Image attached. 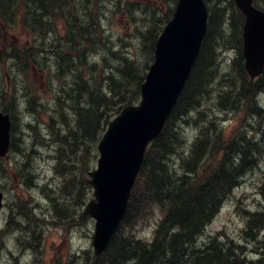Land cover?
<instances>
[{"label":"trees","instance_id":"1","mask_svg":"<svg viewBox=\"0 0 264 264\" xmlns=\"http://www.w3.org/2000/svg\"><path fill=\"white\" fill-rule=\"evenodd\" d=\"M73 1L0 0V26L12 29L19 22L31 34L37 31L36 37L43 43L55 42L45 43L41 48L37 46L39 41L24 48L5 44L0 49V64L6 60L14 69L19 65L28 79L40 65L41 69L49 65L59 84L51 110L27 85L23 88L25 104L18 98L22 93L18 89L20 86H14L9 94L5 89L0 90V109L10 113L13 121L11 152L20 150V138L24 141L31 136L25 129L38 138L43 137L42 128L51 132L49 142L53 145L49 158L60 180L53 191L62 200L61 208L56 205L53 212L50 211L51 221L66 230L84 227L89 221L81 210L89 200L91 188L87 175L97 159L99 138L121 108L138 101L139 87L153 60V43L170 18L176 0L126 2L125 11L131 7L135 9L131 19L136 25L132 32L138 41L139 56L145 53L149 59V63L142 66L133 55L113 53L114 46L104 35L100 22L107 0ZM205 1L209 7V22L199 56L165 127L146 149L144 164L120 227L100 256L83 251L78 256H69L66 264H264V235H260L264 230V177L257 186L260 210L249 212L241 200H236L249 242L238 244L228 240L225 243L217 237H208L203 243L199 241L205 228L230 199L231 192L244 184L243 178L264 159L261 122L264 111L259 109L256 98L264 89V76L250 83L245 74L241 52L244 17L232 0ZM256 3L264 10V0ZM58 21L65 25L62 41L54 33L57 28L54 24ZM59 41L60 49L56 44ZM223 51L234 53V57L221 73L219 56ZM40 56L43 58L39 59ZM95 56L101 59L100 63H89ZM63 62L69 63L66 74L60 71ZM34 88L37 87L34 85ZM212 98L214 101L207 103ZM18 104L26 108L28 115L22 120L27 123L17 120L15 107ZM210 105L213 108L210 109ZM238 112L242 115H238L237 129L223 128L222 121L230 120L231 115ZM55 114L59 115L60 122ZM245 119L248 129H244ZM17 125L29 133L27 139L20 130L17 132ZM186 129L193 131L192 142L188 145ZM5 169L0 162V173L6 172ZM16 172L24 175L23 169H16ZM18 209L24 207L19 205ZM18 209L16 214L22 221L13 222V227L19 230V236H26L33 242L30 249L38 250L37 231L39 222L44 221L29 211L23 213ZM150 218L157 224L147 239L141 237L136 228L148 225ZM128 229L136 239L129 236Z\"/></svg>","mask_w":264,"mask_h":264},{"label":"water","instance_id":"2","mask_svg":"<svg viewBox=\"0 0 264 264\" xmlns=\"http://www.w3.org/2000/svg\"><path fill=\"white\" fill-rule=\"evenodd\" d=\"M234 1L245 17L242 52L246 73L254 79L264 68V13L253 8L251 0ZM207 15L203 0H177L171 21L155 42L139 105L124 108L100 139L97 167L89 173L93 198L84 209L95 222V255L104 252L124 217L146 146L162 130L189 79L207 32ZM9 126L8 115L0 112V157L9 146Z\"/></svg>","mask_w":264,"mask_h":264},{"label":"rangeland","instance_id":"3","mask_svg":"<svg viewBox=\"0 0 264 264\" xmlns=\"http://www.w3.org/2000/svg\"><path fill=\"white\" fill-rule=\"evenodd\" d=\"M141 1L145 2V0H141ZM115 4H116V0L106 1V3L104 4L105 8L102 11L103 13H101L100 16L101 18L100 22L103 23V27L108 35L117 38L115 41H111L112 46L114 47L115 45L120 46L118 47L120 49L124 47V44L135 42L134 41L135 35L132 34V25H134V23L131 22V20L127 18L125 14L121 15L124 4L121 3V6L119 8H116ZM166 7L167 6H165V9ZM158 8L160 7L158 6ZM54 25H56L58 31L59 30L61 31L63 22L58 21ZM119 37H121L120 38L121 41L117 42ZM8 39L12 42V44L13 43L16 44V46L18 44L22 45L30 40L32 41V38L19 27L16 28L12 32V34L10 33ZM44 43H46V45H49L51 42L48 40ZM232 56H233L232 53H227L223 57V59L228 58L229 60L232 58ZM138 57L139 58L137 62L139 63V66L144 65L145 62L148 60V56L145 53ZM224 68L225 65L222 66L221 73L224 71ZM36 80L39 88L40 86L43 85L45 87L43 90H46L48 88V85L46 83L42 85V80L40 79L39 76H37ZM49 84H51V81H49ZM18 89L21 91L20 88ZM23 94L24 93L19 94V97L23 98L24 96ZM45 96H47L46 93ZM51 97L52 96L49 95L47 97V100L50 101L52 99ZM213 98L209 100L207 103H212L214 101ZM209 108L210 109L213 108V105H210ZM214 112L216 113L217 111L215 110ZM238 113L231 115L230 120L224 124L223 128H225L228 131L237 129L238 121H239L238 115H242L241 113L239 114ZM234 116H238V117H234ZM220 119L222 118H218V120ZM255 122H258V120H256ZM261 122L263 126L262 128H264V115L261 116ZM249 123L250 122L248 120V124ZM22 124H24L23 120H22ZM244 125L246 129H248L246 119L244 121ZM255 126L258 127L259 125L256 124ZM19 130L23 135H27V133L21 128V126L17 125V132H19ZM29 131L30 130H28V132ZM185 133L188 134L186 137V139L189 140V142L187 141V145H188V143L190 144L192 142L191 138L193 131L186 129ZM16 138H19L18 134ZM31 138H29L28 140H24V142L25 141L26 142L23 146V151L27 153L30 149H33V152H30L28 163L26 162V164H24L23 167L25 173L31 174L29 161L33 160L32 158H35V160L33 161L34 164L32 163V165L35 167V170L37 172L36 177L38 178V180L34 186L36 188L29 189L28 186L23 184L21 176L19 178L15 176L14 173L11 172L13 169L11 168L10 165L15 164L17 166L19 162H22V160L26 158V156H22L20 154L19 155L12 154V153L7 154V157L5 160H3L2 165L4 167L8 166V168L11 171H9L7 175L0 174V191L4 193L5 196L4 203L7 206V208H5L3 211L0 212V226L6 223V219H8V215H9L8 214L9 208L13 205L12 202L15 201V198H18V202L19 200L29 201L31 203L30 207H33V209H35V213L39 211L37 214L40 218L44 217V219L48 221L51 220L49 213L50 205L49 202L45 199V194H43L44 191L40 190V187L43 184H46V187L49 185L53 187L54 184H58L59 181L53 172V166L51 165L52 160L49 158V156H46L45 153L42 154L40 153V151L37 150V146H36L38 144L37 140L39 139L40 141L41 138H38L36 135L31 136ZM34 143L37 144L35 145ZM33 145L35 148L33 147ZM42 151L44 150L42 149ZM263 177H264V159L263 161H261V163H259L258 167L254 168V170H252L247 176L243 178L244 184H242L240 187H238L237 189L231 192V197L226 202L227 203L226 206L223 209H221L219 214H217L216 218L210 224H208L205 233L203 234V236L200 237L199 241H201L202 243L206 242L208 240V236L211 235V236H216L217 238L223 240L225 243H227L228 240L231 241L233 240L238 244H244L247 243V241L249 242L250 239H248L244 234V230H245L244 217L242 216V214L237 212L238 206L236 205V200H241L242 206H244V208L247 211L254 212L260 210L261 207L259 206V201L261 200V197H259V194L257 192V186L261 184ZM149 220L150 221L148 222V225L146 226L139 225L136 228V232L141 237H149L150 234L152 233L151 230L153 229L156 223L155 220L152 218H150ZM90 230H91V224H88L86 228L71 232L69 230L68 233L66 234L64 233L62 236V231L60 228L54 227L51 224L47 226L44 225V234L42 235L43 239L41 246L42 249H40V253L42 251V254H39L37 256H35V252L29 248L31 244L33 245L32 241H29V239H27L25 236H23L25 237L24 239L17 240V238H15L16 234H9L5 239V243L7 244L8 250H11L10 245H16V247L19 250H15L14 252L15 256H14L12 254L9 255V252L6 249L4 250L0 249V264H25V263L28 264L37 260L41 264H55V262L57 261L66 260V257L68 256L69 252H78V251L80 252L85 250L91 251ZM19 241L22 243L21 247L20 245H18ZM40 257L43 261L40 260Z\"/></svg>","mask_w":264,"mask_h":264},{"label":"bare ground","instance_id":"4","mask_svg":"<svg viewBox=\"0 0 264 264\" xmlns=\"http://www.w3.org/2000/svg\"><path fill=\"white\" fill-rule=\"evenodd\" d=\"M75 1V0H74ZM73 1V2H74ZM77 2H78V0H76ZM80 2V1H79ZM29 3V2H28ZM41 3V2H40ZM84 4V3H83ZM88 4H90V3H88ZM31 5V4H30ZM36 5H37V3H36ZM67 5H69L68 3H67ZM76 5V4H75ZM80 6V5H79ZM78 6V7H79ZM90 6V5H89ZM12 7V6H11ZM35 7V6H34ZM69 7V6H68ZM82 8V7H81ZM80 8V9H81ZM90 8V7H89ZM32 9V8H31ZM83 10V9H82ZM81 10V11H82ZM85 11L87 10V8L86 9H84ZM77 11V10H76ZM82 13V12H81ZM83 14V13H82ZM81 15V14H80ZM68 16V15H67ZM78 16V15H77ZM82 16V15H81ZM80 16V17H81ZM85 33H83V35H84ZM89 35V34H88ZM87 36V35H86ZM92 36V35H91ZM94 38V37H93ZM82 40V39H81ZM83 42V41H82ZM84 43V42H83ZM81 44V43H80ZM93 46V45H92ZM9 49V48H8ZM25 60V59H24ZM64 63V62H63ZM68 62H65L63 65H61L60 66V71L62 70V72H64L65 74L67 73L66 71V68H67V66H68ZM73 65V64H72ZM14 66V65H13ZM12 66V67H13ZM54 66H56V65H54ZM57 67V66H56ZM56 67H54V68H56ZM14 68V67H13ZM89 68V67H88ZM56 70H58V69H56ZM56 70H54V71H56ZM70 70V69H69ZM72 70H73V68H72ZM72 70H70V71H72ZM86 70H87V68H86ZM84 71V70H83ZM74 72V71H73ZM87 73V72H86ZM54 74H55V72H54ZM69 74V73H68ZM74 75V74H73ZM73 75H72V77H73ZM68 76V75H67ZM70 76V75H69ZM68 76V77H69ZM77 76V75H76ZM54 77H55V75H54ZM71 77V78H72ZM64 79H65V77H63ZM68 79H70V78H68ZM67 79V80H68ZM56 80V79H55ZM75 80V79H74ZM73 80V81H74ZM77 80V79H76ZM61 81H63V80H61ZM69 81V80H68ZM64 82V81H63ZM73 85L74 84H71L70 86H72L73 87ZM67 86V85H66ZM69 86V85H68ZM67 86V87H68ZM85 87V86H84ZM223 87V86H222ZM128 88V87H127ZM217 88H218V86H217ZM221 88V87H220ZM79 89V88H78ZM84 89V88H83ZM222 89V88H221ZM58 90V89H57ZM130 91V90H129ZM243 93V92H242ZM258 94V93H257ZM256 94V95H257ZM60 95V94H59ZM72 95V94H71ZM223 95V94H222ZM80 96V95H79ZM52 98V97H51ZM75 98V97H74ZM129 98V97H128ZM20 99V98H19ZM256 99V98H255ZM55 102V101H54ZM68 103H69V101H68ZM57 104V103H56ZM55 105V104H54ZM116 105V104H115ZM66 107V106H65ZM65 107H64V109H65ZM56 109V108H55ZM75 110V109H74ZM73 111V110H72ZM72 111H69V112H72ZM237 111V110H236ZM51 112V111H50ZM66 112V111H65ZM51 113H53V112H51ZM220 113V112H219ZM254 113V112H253ZM65 114V113H64ZM72 114V113H71ZM221 114V113H220ZM250 114V113H249ZM252 114V113H251ZM33 115V114H32ZM67 115V114H66ZM218 115V114H217ZM54 116H56V118H57V122H60L61 121V119H60V117H59V115L58 114H55ZM36 117V116H35ZM31 118V117H30ZM36 119V118H35ZM35 121V120H34ZM71 121H72V119H71ZM42 123V122H41ZM72 123V122H71ZM59 124V123H58ZM60 126H61V124H59ZM41 126V125H40ZM245 126V125H244ZM38 127V126H37ZM45 127H46V125H45ZM56 127V126H55ZM68 127V126H67ZM41 128V127H40ZM40 128L38 129V130H40ZM69 128V127H68ZM67 128V129H68ZM244 128H246V127H244ZM23 129V128H22ZM43 129V128H42ZM41 129V131L43 132V137H41V140L39 141V139L37 140L38 142V144L36 145L35 143V145L37 146V150L38 151H40V153H42V154H46V156H52L51 155V152H50V150H52V145H53V142H49V141H51V136H50V133L51 132H49V131H46V129L44 130H42ZM56 129V128H55ZM249 131V130H248ZM256 131V130H255ZM255 131H253V132H255ZM26 132H28V131H26ZM29 132H31V131H29ZM61 132V131H60ZM244 132V131H243ZM245 132H247V131H245ZM260 132V131H259ZM63 133V132H62ZM252 133V132H251ZM247 135V134H246ZM256 135H259V134H256ZM27 136V135H26ZM248 136V135H247ZM254 136H255V133H254ZM260 136V135H259ZM60 137V136H59ZM24 138V137H23ZM26 139H27V137H25ZM29 138H31V137H29ZM34 138V137H33ZM32 139V138H31ZM28 140V139H27ZM79 140V139H78ZM26 142V141H25ZM48 142V143H47ZM29 144V143H28ZM58 145V144H57ZM63 146H66V145H63ZM33 147H34V145H33ZM30 148H31V146H30ZM35 148V147H34ZM42 149L44 150V151H42ZM20 151V150H19ZM19 151H17L16 152V154H18L19 155ZM29 152V151H28ZM57 153V152H56ZM21 154V153H20ZM22 154H24V152L22 153ZM21 154V155H22ZM30 155V154H29ZM21 157V156H20ZM24 158V157H23ZM37 158V157H36ZM250 158V157H249ZM15 159V158H14ZM25 159V158H24ZM31 159V158H30ZM33 160H31V161H29L30 162V168H31V174H27V173H25L24 172V179H26V183L29 185V187L31 188V187H34L35 186V183H37V180H38V178L36 177V170H35V167L32 165V163H33V161L35 160V158H32ZM23 161V160H22ZM202 161V160H201ZM27 163H28V159H27V161H26ZM34 164V163H33ZM38 170V169H37ZM243 172V171H242ZM199 173V172H198ZM220 173V172H219ZM189 174V173H188ZM219 175V174H218ZM244 175V174H243ZM247 176V175H246ZM221 177V176H220ZM192 179V178H191ZM193 180V179H192ZM44 192H43V194H45V199L49 202V205H50V211L51 212H53V207L54 206H56V205H58V209L59 208H61L60 206H59V204L61 203V199H60V197H59V195H58V193L56 192V191H50V190H48V189H44L43 190ZM143 194V193H142ZM136 196V195H135ZM19 205H21V206H23L24 207V209L23 210H19L18 209V206ZM30 207V203L29 202H19L17 205H16V208L19 210V211H21V212H26V211H29V213L32 215V211H33V208H31V210H28V208ZM39 212V211H38ZM37 212V213H38ZM20 213V212H19ZM29 214V215H30ZM20 220H22V219H20ZM208 230V229H207ZM127 233L129 234V236H131L133 239H136L137 237H136V235L134 234V233H132L129 229H128V231H127ZM114 236H115V234H114ZM113 236V237H114ZM202 249V248H201ZM101 255V254H100ZM100 255H94V256H100ZM77 263V262H76ZM34 264H38V263H36V262H34Z\"/></svg>","mask_w":264,"mask_h":264}]
</instances>
